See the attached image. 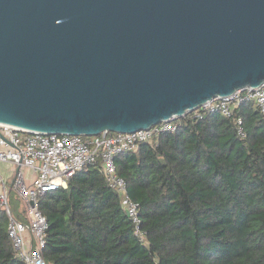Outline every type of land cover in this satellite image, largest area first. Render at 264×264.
<instances>
[{
	"label": "water",
	"instance_id": "water-1",
	"mask_svg": "<svg viewBox=\"0 0 264 264\" xmlns=\"http://www.w3.org/2000/svg\"><path fill=\"white\" fill-rule=\"evenodd\" d=\"M264 82V0H0V123L129 133Z\"/></svg>",
	"mask_w": 264,
	"mask_h": 264
},
{
	"label": "trees",
	"instance_id": "trees-1",
	"mask_svg": "<svg viewBox=\"0 0 264 264\" xmlns=\"http://www.w3.org/2000/svg\"><path fill=\"white\" fill-rule=\"evenodd\" d=\"M115 168L139 205L144 239L98 164L89 165L39 198L47 264H264V121L253 103L231 116L181 118L117 156ZM6 225L0 209V264H23Z\"/></svg>",
	"mask_w": 264,
	"mask_h": 264
},
{
	"label": "built area",
	"instance_id": "built-area-1",
	"mask_svg": "<svg viewBox=\"0 0 264 264\" xmlns=\"http://www.w3.org/2000/svg\"><path fill=\"white\" fill-rule=\"evenodd\" d=\"M245 102L253 103L264 121V82L207 100L182 116H172L129 133L104 130L93 136L43 134L0 123V209L6 216V232L15 256L23 264H47L43 249L48 224L39 198L58 188H67L69 178L93 164H98L105 186L119 197L134 226V235L144 239L139 205L129 197L126 182L115 168V158L121 153L136 152L141 144L172 132L181 118L189 115L200 118L206 112L231 116V109ZM235 124L242 138L245 135L242 118H236ZM13 197L23 205L22 213L12 205Z\"/></svg>",
	"mask_w": 264,
	"mask_h": 264
},
{
	"label": "rangeland",
	"instance_id": "rangeland-1",
	"mask_svg": "<svg viewBox=\"0 0 264 264\" xmlns=\"http://www.w3.org/2000/svg\"><path fill=\"white\" fill-rule=\"evenodd\" d=\"M13 200H14V204H16L15 207L19 209L20 213H22L23 212V205L20 203L18 198L13 197L12 198V204H13Z\"/></svg>",
	"mask_w": 264,
	"mask_h": 264
}]
</instances>
